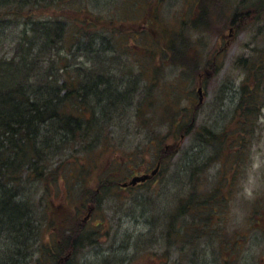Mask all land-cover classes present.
Segmentation results:
<instances>
[{"label": "trees", "instance_id": "16d2710c", "mask_svg": "<svg viewBox=\"0 0 264 264\" xmlns=\"http://www.w3.org/2000/svg\"><path fill=\"white\" fill-rule=\"evenodd\" d=\"M106 2L108 0H0V264H30L34 260L35 264H58L63 250L72 246L70 243L74 247L75 241L81 237L82 245H94V241L106 230L105 224L99 223L98 232L85 234L81 231V236L80 232L76 237L72 234L73 241L66 240L64 243V239L59 238V233H65V219L69 216H75V222L79 223L76 210L80 204H73L70 200L68 203H56L48 194L45 195L49 188H41L42 198L38 199L40 188L33 186L35 181L42 183L50 177H58L56 175L63 173L62 167L70 161L75 170H79V173L82 171L81 176L86 177L85 174L92 169V161L89 162L88 156L92 152L93 139L102 140L104 125L109 123L112 115L128 108L131 105V95L137 92L136 78L128 80V86L123 87V77L119 78L116 86L107 83L110 78L106 74L97 75L99 66L111 59H106L104 55L113 46L115 50H119L120 44L113 27L114 16L110 13L107 16L101 13L97 15L94 12L96 7H103ZM140 5L141 3L137 4L138 7ZM63 6L61 14L48 13V8ZM209 8L208 3L203 2L194 18L189 22L183 21L182 25L173 30L163 25L157 32L153 30V24L162 20L158 15L152 14L151 24L147 17L142 32L152 38L145 45L146 47L150 43L148 50L152 54L149 57L158 59L160 56L156 51H159L158 47L161 45V48L168 50L165 58L170 56L168 60L171 59L173 63L170 65L182 67L184 72H196L201 66L183 54L182 46L187 40V30L192 25L206 28L211 25ZM262 16L264 3L247 5L244 9L235 11L231 19L233 25L247 27ZM123 19L126 20L127 15ZM16 30L17 34L14 35ZM9 34L12 39H8ZM158 34L168 38V42L162 41ZM112 39H116L113 46L110 45ZM10 41L13 49L6 54L2 51ZM220 55L218 53L212 58V65H218ZM83 58L86 60H81ZM160 66L152 75V87L161 83L163 78ZM209 66L212 67L211 64L205 65L206 68ZM240 68L244 74L241 83L238 87L231 85L235 89L233 99L237 101L233 106V113L224 117L221 125L213 123L198 127L193 134L197 144L188 150L193 151L198 145H220L224 149L223 153L212 157L221 156L226 161L224 163L229 167L228 170L235 165L234 161L246 158L248 149L244 145L248 144L249 134L259 126L263 115L261 101H264V46L259 57L244 59ZM81 71H84L82 77ZM86 72L89 74L85 75ZM152 92L148 90L147 93L151 95ZM163 105L165 111L163 116L156 117L158 121L148 118L143 107L139 106L135 116L140 124L155 125L158 122L157 126L161 124L166 127L177 140L186 133L193 132L195 124L192 123L199 108L198 103L192 116L183 112L184 108L178 107L171 99H165ZM153 106L152 97L149 107ZM101 107L103 109L99 110ZM188 114L190 120L187 122L185 117ZM96 128L101 133L94 132ZM154 128L157 127L147 128L150 139L154 137ZM81 139L85 144L84 155L73 159L72 155L81 151ZM199 153L200 151L197 154ZM106 154L101 151L97 156L99 160L93 161V167H96L102 160L99 166L103 169V174H108L105 168L110 164V158H105ZM118 165L119 163L113 164L111 167ZM195 168L202 169L201 166ZM233 169L241 171L235 166ZM109 173H113L112 169ZM63 175L68 178L67 174ZM97 180L101 184L99 189L85 188L82 193L81 210L86 209L88 212L99 191L107 192L115 184H119L111 182L109 177H99ZM197 185L199 184L171 194H178L171 209L168 207L165 212L158 210L154 218L156 220L151 222V228H155L159 222L158 234L160 226V235H165L171 244L172 240L180 243L179 252L181 258L187 259V264L201 263L200 241L203 237L211 239V243L205 246V251L212 248L214 241L221 242L227 238L224 230L226 227L216 225L217 213L225 204V193L219 197L216 194L220 188L212 193L211 188V192H208L206 188H196ZM41 201L46 202L45 206H41ZM155 208H159V205ZM254 209L252 215L258 221L262 217L264 202ZM44 224L51 235L56 236L51 242L44 241L43 236L46 238V234L41 229ZM76 228L66 227L73 233L78 232ZM232 242L236 241L229 240L230 257L238 250ZM58 247H62V250L58 249L59 252L55 253ZM151 258V263L146 264H167L171 256L167 255L166 260L153 256Z\"/></svg>", "mask_w": 264, "mask_h": 264}, {"label": "rangeland", "instance_id": "374dc122", "mask_svg": "<svg viewBox=\"0 0 264 264\" xmlns=\"http://www.w3.org/2000/svg\"><path fill=\"white\" fill-rule=\"evenodd\" d=\"M203 2L210 6L211 25L208 28L192 25L187 30L188 35L184 34L187 40L182 46L183 54L201 67L196 72L187 69L188 72H184L182 67L170 65L173 64L171 59L168 60L170 56L165 58L168 50L161 48V45L158 47L159 51H156L160 57L151 59L149 54L152 53L148 50L150 43L146 47L145 45L152 38L142 32L145 19L148 17L147 21L151 22L152 14L159 16L162 21H153L154 24L151 22L154 25L153 30L157 32L163 25L172 30L177 29L183 21L189 22L197 15L199 5ZM139 3L141 5L138 7ZM263 3L264 0H108L103 7L95 8L97 15L101 13L107 16L110 13L114 16L113 27L120 41L119 50H115L113 45L116 44V39L111 40L110 45L113 47L104 55L106 59H111L97 67V75L106 74L107 78H110L107 83L116 86L119 78L123 77V87L128 86V80L136 78L135 85H138V89L135 95H131V105L121 113L112 115L109 123L104 125L103 134L98 128L94 130L101 133L103 138L101 141H92V152L88 156L89 162L92 161V169L85 174L86 177L81 176L82 171L79 173V170H75L70 161L61 170L68 178L61 173L56 175L58 177H50L42 183L35 181L33 184L34 188H40L38 199L42 198L41 188H49L45 195L48 194L56 203H68L70 200L73 204H80L76 210L79 223L75 222V216H69L65 219V233H59V238H63L64 243L66 240L73 241V235L76 237L81 231L85 234L98 232L99 223L105 224L106 230L94 241L96 244H86L81 247V251L77 250L81 255L76 252L75 264H146L151 263V256L166 260L167 255L171 256L167 264H173L174 261L176 264H187V259L181 258L180 243L172 240L171 244L165 235H160V226L158 234L159 222L155 228H151V222L156 220V212H165L178 195L171 194L188 186L195 187L197 183L199 185L196 188L200 190L206 188L211 192V188L213 193L216 188H220L216 196L220 197L224 193L226 196V205L224 204L223 209L220 207L217 213L216 225L226 227L224 230L227 238L221 242L214 241L211 246L213 249L209 247L205 251L204 248L207 243H211V239L203 237L200 241V264H264V209L262 217L258 218L259 222L257 217L252 215L254 208L264 202V101H261L263 115L260 124L249 134L248 144L244 145L248 149L246 158L234 161L235 168H240L241 171L233 169L234 166L228 170L229 167L221 156L212 157L214 154L223 153L224 149L220 145H198L195 150L188 151L197 144L193 134L198 127L202 124L219 125L224 117L233 113V106L237 101L233 99L235 89L231 88V85L238 87L242 81V61L259 57L264 46V16L255 19L247 27L233 25L231 17L235 11L242 10L247 5L256 6ZM64 7L48 8V13L61 14ZM124 15H127L126 20H122ZM17 31H14V35ZM158 35L162 41L168 42V38ZM8 39H12L11 34ZM12 46V41L7 42L2 52H12ZM177 46L180 47L181 44ZM218 53L221 54L218 65L213 66L212 58ZM55 57L53 53V58ZM81 60L85 61L86 58ZM208 64L212 67L206 68L205 65ZM159 66L163 78L161 83L152 87L151 78ZM83 72L81 71V77ZM198 81L202 86L199 96ZM148 90L153 91L151 95L147 93ZM152 97L154 106L151 108L149 100H152ZM165 99H171L178 107L184 108L183 112L191 116L197 102L202 104L196 110L197 114L192 123L195 124L193 132H184L186 136L184 135L181 141L170 134L166 127L161 124L157 126L158 122L155 125L140 124V120L135 116L139 106L143 107L148 118L158 121L156 117L163 116L165 111ZM189 114L185 117L187 122L190 120ZM148 126H156L158 129L154 128L152 139ZM80 144L81 151L74 153L73 159L84 155V140L81 139ZM101 151L107 153L105 158H110L109 167L105 168L108 174H103V169L99 166L102 160L99 165L93 167V161L99 160L97 156ZM159 159V174L151 180L137 188L121 187L117 183L107 192H98L90 211L81 210L82 193L85 188L99 189V177H109L111 182L115 183L128 181L133 173L140 174L154 168ZM117 162L118 166L111 167L118 164ZM103 164L106 162L103 161ZM196 166H201L202 169L196 170ZM110 169L113 173H109ZM45 204L46 202L41 201V206ZM156 205H159V208H155ZM66 227H77L78 232H70ZM41 229L46 234V238L43 236L44 241L51 242L52 238L56 237L51 235L45 224ZM229 240H235L232 245L238 249L232 257L228 248ZM70 245L72 246L69 249L73 248V244ZM30 264H35V260Z\"/></svg>", "mask_w": 264, "mask_h": 264}, {"label": "flooded vegetation", "instance_id": "af4514ba", "mask_svg": "<svg viewBox=\"0 0 264 264\" xmlns=\"http://www.w3.org/2000/svg\"><path fill=\"white\" fill-rule=\"evenodd\" d=\"M80 227V226H79ZM79 230V229H78ZM81 230V229H80ZM80 236H81V232H80ZM79 240L75 241L74 243V247L68 250H63L64 253L63 255H61V257L58 260V264H75V256H76V252L79 249L81 251V247L83 246L81 244V237L78 238ZM58 249L61 251L62 247H58L55 249V253H58ZM68 251V252H67ZM77 254L80 256L81 252H77ZM87 254V253H86Z\"/></svg>", "mask_w": 264, "mask_h": 264}, {"label": "water", "instance_id": "95a60500", "mask_svg": "<svg viewBox=\"0 0 264 264\" xmlns=\"http://www.w3.org/2000/svg\"><path fill=\"white\" fill-rule=\"evenodd\" d=\"M201 93H202V87L199 88V94H201ZM159 166H160V164L152 171L151 174H143V175L133 177V179L130 181V184H136L139 181H145V180L151 178L153 175H155L158 172ZM124 185H128V184L124 183Z\"/></svg>", "mask_w": 264, "mask_h": 264}]
</instances>
